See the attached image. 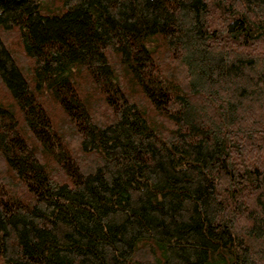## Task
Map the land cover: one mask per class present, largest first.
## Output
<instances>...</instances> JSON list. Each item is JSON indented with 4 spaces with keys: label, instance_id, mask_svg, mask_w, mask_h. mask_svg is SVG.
Listing matches in <instances>:
<instances>
[{
    "label": "trees",
    "instance_id": "16d2710c",
    "mask_svg": "<svg viewBox=\"0 0 264 264\" xmlns=\"http://www.w3.org/2000/svg\"><path fill=\"white\" fill-rule=\"evenodd\" d=\"M0 264H264V0H0Z\"/></svg>",
    "mask_w": 264,
    "mask_h": 264
}]
</instances>
